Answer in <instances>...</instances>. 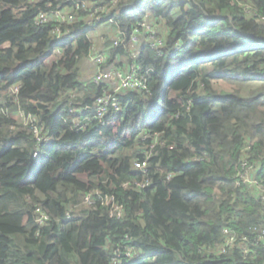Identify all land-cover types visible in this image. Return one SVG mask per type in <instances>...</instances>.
<instances>
[{"label": "trees", "instance_id": "trees-1", "mask_svg": "<svg viewBox=\"0 0 264 264\" xmlns=\"http://www.w3.org/2000/svg\"><path fill=\"white\" fill-rule=\"evenodd\" d=\"M113 2L0 0V264H264V200L240 177L251 167L264 188V0ZM144 18L165 47L134 59ZM109 21L122 45L105 37L107 68L135 64L149 92L119 94L100 120L110 85L80 64Z\"/></svg>", "mask_w": 264, "mask_h": 264}, {"label": "built area", "instance_id": "built-area-1", "mask_svg": "<svg viewBox=\"0 0 264 264\" xmlns=\"http://www.w3.org/2000/svg\"><path fill=\"white\" fill-rule=\"evenodd\" d=\"M119 0H114V6L118 3ZM86 5H79L77 9L85 8ZM104 10L95 11L94 13L90 14L89 17L86 19L87 24L91 26V28L97 27L96 25L99 22H102L103 19L100 15ZM109 12V11H108ZM58 23H67L69 25H74L79 21V13L78 12H69V11H57L54 13L53 18ZM51 18L47 15L42 14L39 19V24H45L49 22ZM113 22L109 21L105 24H101L100 28L104 27L105 25L112 26ZM138 25L136 32L139 34H134L128 42V49L132 53L134 59H138L141 55L140 48L142 47H149L150 49L157 52L159 56H162V51L164 49V40L166 34H163V30L159 27V24L156 22H151L147 18H144ZM99 28V29H100ZM94 32L91 29V33ZM90 33V34H91ZM119 30L112 29L110 31L111 40L114 42L115 46L122 45V36L119 35ZM141 34V35H140ZM57 39L61 41L69 40L68 34H64L60 29L56 30ZM104 38V37H103ZM182 48L180 43L175 45V50H180ZM91 61L96 66L95 73L92 74L91 78L88 80L91 83L96 85H110V92L97 99L96 103V113L100 120H103L105 115L108 113L109 109H113L116 112L120 111V105L118 101V95L125 93V92H132V91H145L149 92V87L147 85L146 77L141 75V69L136 67L135 64L132 65H125L122 69L107 68L108 65V55L103 53H97L96 47L91 55ZM45 139L41 138L40 142H43ZM135 168L138 171H144L147 168V162H139L135 164ZM252 185L255 184L257 189L260 192L261 198L264 200V188L257 185L253 181H251ZM86 202L89 204L90 199L87 198ZM114 214L117 217L121 216L120 208L116 207L114 209ZM46 217H42L39 220V223L42 224L46 220ZM225 235H228V239L226 241V245L231 247L234 246L237 242L234 236L229 235L228 231L224 232ZM130 260L135 261L138 259V256H133L132 254L127 255Z\"/></svg>", "mask_w": 264, "mask_h": 264}, {"label": "crops", "instance_id": "crops-1", "mask_svg": "<svg viewBox=\"0 0 264 264\" xmlns=\"http://www.w3.org/2000/svg\"><path fill=\"white\" fill-rule=\"evenodd\" d=\"M107 29H109L108 30L109 33H107V35L105 36V32H106ZM112 29L113 28L110 25H105L104 27H102L99 30H97V32L94 31V32H92L90 34L91 39L95 40V43H96V52L97 53H103V52H105V43H106V42H104L105 41V37H107V39L108 38L109 39L111 38L110 31ZM95 67L96 66L91 61V58L85 59L84 61L81 62L80 68L83 71V78L85 80L88 81L87 76L85 77V75H88L90 72H92V68L94 70ZM93 73H95V71H93Z\"/></svg>", "mask_w": 264, "mask_h": 264}, {"label": "rangeland", "instance_id": "rangeland-1", "mask_svg": "<svg viewBox=\"0 0 264 264\" xmlns=\"http://www.w3.org/2000/svg\"><path fill=\"white\" fill-rule=\"evenodd\" d=\"M160 27V26H159ZM161 28V27H160ZM162 29V28H161ZM163 30V29H162ZM163 34H166L163 30L162 32ZM96 69L93 70L92 68V72H90L88 75H85V77L87 76V79L89 80L91 78V75L93 74V71H95ZM213 85L214 88L218 91V92H225V93H229L232 92L234 90V87L230 86L229 84L225 83L224 81L220 80V79H216L213 81ZM18 120V119H16ZM32 120V119H30ZM29 123L31 124V122L29 121ZM253 173V170L251 169V167H247L245 168L244 172H242L240 174V177L242 178V180L252 186L251 183V179H250V174Z\"/></svg>", "mask_w": 264, "mask_h": 264}]
</instances>
